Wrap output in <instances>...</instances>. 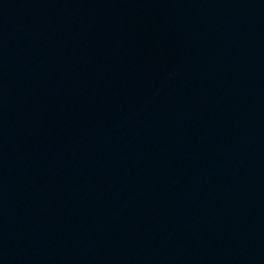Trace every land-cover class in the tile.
<instances>
[{"label":"water","instance_id":"water-1","mask_svg":"<svg viewBox=\"0 0 264 264\" xmlns=\"http://www.w3.org/2000/svg\"><path fill=\"white\" fill-rule=\"evenodd\" d=\"M0 264H264V0H0Z\"/></svg>","mask_w":264,"mask_h":264}]
</instances>
